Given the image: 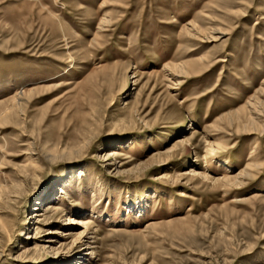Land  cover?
Wrapping results in <instances>:
<instances>
[{"label": "rangeland", "instance_id": "obj_1", "mask_svg": "<svg viewBox=\"0 0 264 264\" xmlns=\"http://www.w3.org/2000/svg\"><path fill=\"white\" fill-rule=\"evenodd\" d=\"M0 264H264V0H0Z\"/></svg>", "mask_w": 264, "mask_h": 264}, {"label": "bare ground", "instance_id": "obj_2", "mask_svg": "<svg viewBox=\"0 0 264 264\" xmlns=\"http://www.w3.org/2000/svg\"><path fill=\"white\" fill-rule=\"evenodd\" d=\"M106 157L104 158L105 161H109L111 160L113 157H115L117 155L116 150H110L106 152ZM52 208V207H50ZM81 221L78 220V223H80Z\"/></svg>", "mask_w": 264, "mask_h": 264}]
</instances>
